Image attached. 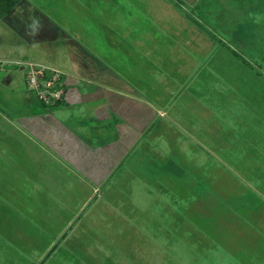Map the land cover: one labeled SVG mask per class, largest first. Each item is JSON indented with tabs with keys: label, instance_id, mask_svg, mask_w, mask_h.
<instances>
[{
	"label": "crops",
	"instance_id": "0c3cea01",
	"mask_svg": "<svg viewBox=\"0 0 264 264\" xmlns=\"http://www.w3.org/2000/svg\"><path fill=\"white\" fill-rule=\"evenodd\" d=\"M200 1L122 0L120 21L115 17L111 23L112 16L106 23V55L100 57L96 46L83 45L34 0H0V53L10 56L0 60L16 65H0V82H16L14 96L9 97L23 103L16 119H11L10 132L3 131L10 140L0 141V264H54L56 239L68 243L86 204L75 209L62 199L67 189L78 193L70 182L100 189L141 145L151 143V149H160L163 132L179 133L201 148H210L212 142L224 150L226 146L217 142L225 140L227 127L241 124L246 116L250 122L264 117V78L259 73L264 72V0H227L231 5L248 2L259 14L245 25L228 26L234 44L244 47L249 58L207 21L215 9L212 0L194 13ZM5 27L17 34L6 42ZM254 44L260 49H252ZM33 49L41 53L64 49L72 64L65 70L64 98L53 108L40 100L27 82L26 66L17 63L34 59L10 53ZM19 67L25 70L23 88L15 80L21 77ZM77 102L80 113L103 124L93 130L94 141L79 123L66 122L77 112L64 107ZM240 147L255 148L245 142ZM262 174L253 179L264 184ZM254 194L263 197L257 204H264V185ZM54 230V237H49ZM217 240L210 245L218 246ZM78 253L66 245L58 264H69V259L76 264Z\"/></svg>",
	"mask_w": 264,
	"mask_h": 264
},
{
	"label": "rangeland",
	"instance_id": "374dc122",
	"mask_svg": "<svg viewBox=\"0 0 264 264\" xmlns=\"http://www.w3.org/2000/svg\"><path fill=\"white\" fill-rule=\"evenodd\" d=\"M34 1L83 45L96 46L103 54L100 57L106 55V23L112 16L111 23L115 17L120 21L122 0ZM206 1L199 2V11L194 9L195 14L202 11V5L208 6L204 4ZM212 2L215 9L209 14L211 21H207L224 35L226 43L249 58L244 47L234 44L228 26L234 22L242 26L259 17L254 13V6L248 2H235V5L227 0ZM2 34L4 39L17 36L10 27H5ZM257 46L254 44L252 49H260ZM59 51L41 53L33 49L23 54L10 53L56 65L64 71L72 69L65 50ZM4 53H0V58H10ZM1 64L16 66L3 60ZM20 70L21 77L15 80L23 88L25 70L19 67ZM259 73L264 78V72L259 70ZM15 83L0 82V141L10 140L3 131L10 132L9 128L14 126L11 119L23 106L18 97L14 100L9 97L14 96ZM260 89L258 85V92ZM4 95L8 100L3 99ZM73 104L64 108L75 110L77 115L66 122L73 126L79 123L94 141L93 130L103 128V124L95 116L80 113L79 102ZM234 126V130L227 127L225 140L217 142L219 146H226L224 150L214 148L212 142L210 148H201L179 133L163 132L158 142L160 149H151V143L141 145L114 178L99 185L98 192L92 186L81 187L79 182H70L78 193L67 189L61 194L62 199L75 209L84 201L86 204L80 208L81 216L69 233L68 243L56 239L59 245L54 264H58L60 253L64 259L66 245L71 252H79L76 264H264V258L255 257L264 255L259 252L260 248L264 250V204L258 205L263 197L254 194L264 184L253 179L264 174V117H254L250 122L246 116L241 118V124ZM244 142L252 143L258 150L238 148ZM203 160L204 164H199ZM53 199L49 200L53 202ZM253 205L255 209L260 206L261 210H251ZM59 210L65 215L62 207ZM56 232L51 231L48 236L53 238ZM213 239H218L220 244L210 245ZM70 260L69 264H73Z\"/></svg>",
	"mask_w": 264,
	"mask_h": 264
},
{
	"label": "built area",
	"instance_id": "2783aa9c",
	"mask_svg": "<svg viewBox=\"0 0 264 264\" xmlns=\"http://www.w3.org/2000/svg\"><path fill=\"white\" fill-rule=\"evenodd\" d=\"M17 63L26 66L27 82L43 103L53 105L64 98V70L41 61L18 60Z\"/></svg>",
	"mask_w": 264,
	"mask_h": 264
}]
</instances>
